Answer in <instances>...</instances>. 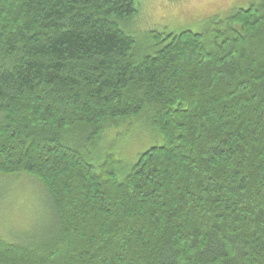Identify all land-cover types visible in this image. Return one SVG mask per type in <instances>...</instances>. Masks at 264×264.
Masks as SVG:
<instances>
[{"label":"trees","instance_id":"trees-1","mask_svg":"<svg viewBox=\"0 0 264 264\" xmlns=\"http://www.w3.org/2000/svg\"><path fill=\"white\" fill-rule=\"evenodd\" d=\"M139 1L0 4V176L36 177L49 222L0 234V264H264V0L152 31V53L130 30ZM143 120L159 142L122 165Z\"/></svg>","mask_w":264,"mask_h":264},{"label":"rangeland","instance_id":"rangeland-1","mask_svg":"<svg viewBox=\"0 0 264 264\" xmlns=\"http://www.w3.org/2000/svg\"><path fill=\"white\" fill-rule=\"evenodd\" d=\"M2 1L3 0H0V4ZM258 1L260 0H140L139 14L135 19L134 27L130 30L137 38V51L144 53V51L151 49L150 53H152L154 41L152 38H149L152 31L178 33L184 29H191L195 32L202 33L208 30L212 18L219 17L224 19L229 13L237 9H247ZM197 59L196 48L194 46L185 45L181 47L176 70L181 74L187 65H192ZM142 124V139L138 135V129L134 128L129 133L131 140H122V143L130 141L128 145L129 153L119 148L115 150L118 159L122 161V165L129 166L133 164L136 162L138 153H141L147 147L159 142L156 140V137L148 135L149 132L144 129V125H147L146 121L143 120ZM224 162L228 165L230 164L229 172H231L230 170L234 169L232 168V163L227 160ZM179 166L181 165L179 164ZM174 175H171L169 178L174 179ZM50 180L53 182L54 178ZM39 185L36 177H28L26 175L16 177L0 176V234H3L6 238L23 240L27 237L29 231L31 234L34 229H47L46 226H48L49 223L47 207L45 201L44 204L41 201L42 195ZM95 188H93V191L89 192L88 195L92 194L94 196L96 193ZM211 188L212 190L207 189L205 192H202L203 201L208 197L213 198L214 195L219 193L215 187ZM134 200L135 198H131V202ZM138 203L140 204V202ZM140 207L141 206H135L133 212L136 209L139 210ZM118 213H120V211L116 210L115 214L112 213V216ZM105 216L109 218L108 210H106ZM189 221H191L190 217ZM141 231H143L141 227L139 232L135 230L137 234ZM100 232H103V228H100ZM149 233L150 232L145 230V236ZM133 237H137V235ZM181 241L182 256L190 254V248L187 243L180 239V242ZM138 252L137 249L131 255V263L134 261L132 258H134ZM77 255L78 253H72L68 258L72 260ZM130 260H128L129 263L128 261H123L122 263L130 264ZM65 261V259L62 260V258H58L57 264H65ZM106 263L107 261L98 262L97 264Z\"/></svg>","mask_w":264,"mask_h":264}]
</instances>
